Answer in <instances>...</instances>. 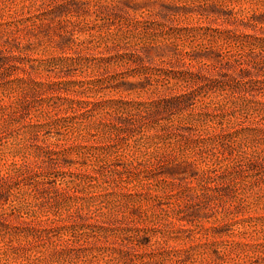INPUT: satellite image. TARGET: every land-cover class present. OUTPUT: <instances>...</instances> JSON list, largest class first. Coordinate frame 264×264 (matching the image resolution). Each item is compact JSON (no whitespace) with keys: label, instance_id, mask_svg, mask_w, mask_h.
<instances>
[{"label":"rangeland","instance_id":"obj_1","mask_svg":"<svg viewBox=\"0 0 264 264\" xmlns=\"http://www.w3.org/2000/svg\"><path fill=\"white\" fill-rule=\"evenodd\" d=\"M0 264H264V0H0Z\"/></svg>","mask_w":264,"mask_h":264}]
</instances>
